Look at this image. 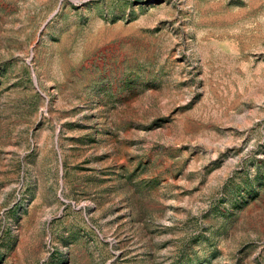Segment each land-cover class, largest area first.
Instances as JSON below:
<instances>
[{
  "label": "rangeland",
  "instance_id": "374dc122",
  "mask_svg": "<svg viewBox=\"0 0 264 264\" xmlns=\"http://www.w3.org/2000/svg\"><path fill=\"white\" fill-rule=\"evenodd\" d=\"M0 264H264V0H0Z\"/></svg>",
  "mask_w": 264,
  "mask_h": 264
}]
</instances>
